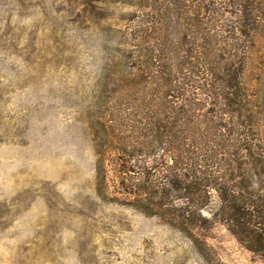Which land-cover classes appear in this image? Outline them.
<instances>
[{
	"label": "rangeland",
	"instance_id": "374dc122",
	"mask_svg": "<svg viewBox=\"0 0 264 264\" xmlns=\"http://www.w3.org/2000/svg\"><path fill=\"white\" fill-rule=\"evenodd\" d=\"M149 5L0 0V264H264L217 219L214 191L186 232L181 191L129 186L143 158L121 152V32L148 25ZM246 78L264 140V36Z\"/></svg>",
	"mask_w": 264,
	"mask_h": 264
},
{
	"label": "trees",
	"instance_id": "16d2710c",
	"mask_svg": "<svg viewBox=\"0 0 264 264\" xmlns=\"http://www.w3.org/2000/svg\"><path fill=\"white\" fill-rule=\"evenodd\" d=\"M142 2L152 9L140 21L148 25L121 32L127 49L120 56L130 70L122 77L126 105L116 119L124 127L120 137L130 138L121 152L143 158L129 186L164 199L181 191L175 198L194 208L177 215L186 232L204 219L198 200L214 191L217 219L264 258V140L246 81L264 36V0ZM131 73L137 79H127ZM129 86L142 87L140 98L129 100ZM139 100L137 119L128 104Z\"/></svg>",
	"mask_w": 264,
	"mask_h": 264
}]
</instances>
